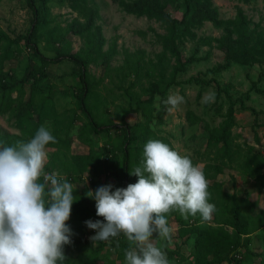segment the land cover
Masks as SVG:
<instances>
[{"label":"rangeland","instance_id":"rangeland-1","mask_svg":"<svg viewBox=\"0 0 264 264\" xmlns=\"http://www.w3.org/2000/svg\"><path fill=\"white\" fill-rule=\"evenodd\" d=\"M217 8L220 18H231L241 9L251 21V26L260 21L264 26V0H211ZM49 22L42 28L38 41L39 50L48 58L56 59L46 66L47 82L54 94L53 103L55 115L48 116L39 126L38 139L31 137L32 132L21 131L16 127L14 118L9 114H0V133L8 135L18 134L30 139L29 169L40 174L49 186L55 187L54 199L51 194L40 191L31 180H25L18 171L9 172L4 167V160L0 158V207L1 214L10 219L19 220L24 225H33L47 220L46 213L53 207L66 220L70 233H79L88 222L80 218L74 208L75 200L72 192L75 190L78 199L86 201L85 189L89 188L90 178L93 177V165L81 172V179L69 181V176L79 175L73 167L78 165V156L97 155L100 161L105 160L104 146L111 148L120 143L122 116L129 106L136 107L137 100H143L141 109L128 111L124 117L130 125L132 135L130 159L136 165L134 185L144 192V197L138 202L139 207L133 206L132 201L119 203H101L96 198L92 202L98 210L104 208L109 215H122L118 220L128 218L132 211L137 210L141 217V231L143 236L137 242L135 229L127 234L134 254L143 258V264H197L200 255L199 248L205 243L211 246L213 233L207 228L216 226L212 211L204 207V201L213 193L215 186L223 191L235 192L238 196L242 214L253 217L264 211V177L257 179L245 171L249 170L248 163L253 159H264V92L258 93L252 87L264 90V63L244 65L231 63L220 72L212 71L218 63H222L223 51L214 45L185 40L180 49L184 57L194 54L200 58L187 65L183 72L178 73L176 80L167 88L166 99L162 100L155 93L151 102L147 89L151 81H157L164 86L170 66H164L163 76H159V65L152 69V76L145 72V68L134 72L125 64L127 54L142 52L144 62H156V54L162 50L150 28L163 33L160 22L146 17H137L124 12L112 0H87L86 5L79 9H72L69 0H49ZM92 8L96 14L94 23L101 27L104 37L102 51L114 49V54L108 62L103 58H95L88 64V84L91 91L86 103L92 118L99 123V132H88L87 117L77 109L76 92L80 89V66L66 57H59L62 49L70 53L87 48L83 37L74 35L68 29V23L76 18L84 21L87 9ZM171 16L180 18L184 11L182 0H173L167 7ZM33 13L26 0H0V30L10 37L25 33L32 24ZM137 30L146 33L139 35ZM61 33L64 37L57 42L49 35ZM198 36H219L220 29L210 22L196 30ZM21 51L16 58L4 61L3 71L12 73L19 78L25 71L26 65L33 63L24 41L19 42ZM136 59V55L132 56ZM171 62V61H170ZM170 64V63H169ZM133 65V64H132ZM145 66H149L145 63ZM200 75L201 78H213L216 82L201 84L194 81L186 82L190 77ZM30 81L25 83L28 93ZM218 86L226 89L234 104V124L230 134V148L227 152L223 142L210 143L208 138L211 130L217 128L226 120L229 101L225 92L217 95ZM247 93V94H246ZM15 95V93H13ZM26 98V96H25ZM33 123L36 122L34 116ZM110 124V133L105 132L103 125ZM47 138V139H45ZM153 147L151 155H147L144 145ZM1 153V149H0ZM229 153V155L227 154ZM249 156H246V155ZM117 160H122V150L116 152ZM143 162H138L140 158ZM163 159L170 164L165 169L163 182L166 185L158 187L161 180H151L150 174L163 169ZM149 165V170H145ZM142 167V168H141ZM217 167L221 172H217ZM173 168L175 171L170 172ZM170 172V182L168 173ZM264 166L261 168L263 173ZM55 180L49 181L48 179ZM94 181L103 187L114 181L111 172L94 176ZM54 181H57V185ZM162 183V182H161ZM13 184V185H12ZM198 186L197 194L200 201L198 206L188 199L187 191ZM18 187V188H17ZM88 187V188H87ZM163 202L160 207L156 203L157 196ZM89 204V208L93 207ZM159 207V209H158ZM92 209V208H91ZM124 211L126 214L123 215ZM159 213L158 222L154 221V214ZM93 213L95 220L98 214ZM169 213V214H168ZM168 214V215H167ZM167 215V216H165ZM116 216V215H115ZM135 222V221H134ZM200 226L201 232L192 231V227ZM139 226V227H140ZM232 235L234 230L225 227ZM15 232L22 235L16 226ZM13 235L8 233L6 243H3L0 232V250L8 247L20 250L27 246V241L19 238L14 243L8 241ZM264 227L251 234L248 248L254 254H247L246 247H238L236 258L241 263L225 261L222 264H264ZM137 244L139 246L137 247ZM65 261L68 264H81L89 255V250L68 245L64 248ZM36 264L37 261H28ZM95 264H135L133 257L119 258L118 252L110 245H105L97 256Z\"/></svg>","mask_w":264,"mask_h":264},{"label":"trees","instance_id":"trees-1","mask_svg":"<svg viewBox=\"0 0 264 264\" xmlns=\"http://www.w3.org/2000/svg\"><path fill=\"white\" fill-rule=\"evenodd\" d=\"M112 1L124 12L137 17H146L147 19L158 21L164 28L163 33H158L153 28H150L156 41L162 46V50L156 54L155 63L157 64L151 61L144 62L142 60V52L140 51L127 54L125 58V64H127L128 69H133L134 72H138L145 68V72L149 76H152V69L155 65L160 66V70L158 71L160 77L164 73L163 65L170 66L168 77L163 87L157 81L150 82V86L147 89L148 98L145 102H151L155 93L159 94L162 100L166 99L167 88L173 84H179V81L176 80L178 73L183 72L188 64L204 58L196 57L194 54L184 57L180 45L185 40H194L197 43L214 45L223 51L224 61L218 63L211 69L215 72L224 70L231 63L244 65L264 63V26L261 25L260 21L251 26L250 19L241 9H238L231 18H220L217 8L212 5L211 0H182L184 11L180 18H175L167 11V7L173 0ZM26 2L33 13L32 24L28 30L13 38L0 30V114H9V116L14 118L17 128L23 132H32L31 137L39 142L41 141L38 139L39 126L48 116L55 115L53 103L54 94L50 89L51 85L47 82L48 72L46 66L56 59L48 58L38 48V41L43 32L42 28L49 22L47 18L49 13V0H26ZM69 2L72 9H79L82 5H86L87 0H69ZM95 14V10L89 8L85 14L84 21L74 18L68 23V29L71 33L83 37L87 48L74 53L62 49L65 52L59 54V57H66L68 60L80 66L79 76L82 85L76 92L75 97L77 98V109L84 112L87 117L86 127L88 128V132H99L101 125L92 118L86 103V98L91 91L87 78V66L91 60L99 57L103 58L105 62H108L115 52L113 48L102 51L104 37L101 32V27L94 23ZM204 22H210L214 27L220 29V35L198 36L196 30ZM137 33L144 35L146 32L137 30ZM63 37L64 35L61 33L58 35H49V38L57 40V42ZM22 40L25 46L30 49V57L34 62L27 64L24 73L17 78L12 73L4 72L3 67L4 61L17 57L21 51L19 42ZM135 55L137 58L133 59L132 56ZM145 63H148L149 66H145ZM27 81H30L28 93L25 89V83ZM191 81L201 84L216 82L213 78L205 79L201 78L200 75L192 76L186 82ZM252 87L258 93L264 92L263 89L256 87L255 82L252 83ZM222 91L225 92L229 101L226 120L217 128L211 130L208 140L214 144L222 141L224 150L228 152L230 148V130L234 124L235 100L231 98L226 89L218 86L217 95H220ZM142 102L143 100H137L135 108L129 106L124 111L121 125L119 126V131L121 132L119 146L114 145L116 148L114 149L109 145H105L104 161H100L97 155L77 157L78 165L73 167L72 171L75 172L76 170L79 172V175L69 176V181L72 180L74 181L73 183H76V179H81V172L86 170L88 166H92L93 163H95L92 166L94 176L107 173L108 171L114 176L113 183L105 187L97 181H94V176L91 177L89 182L91 191L87 189L83 191L86 198L85 202L78 199V193L75 190L72 192L75 200L73 205L76 206L74 209L80 214L82 220L88 222L89 226L102 228L104 225L105 210L103 207L98 210L94 206L92 202L95 198L103 204L132 201L133 206L137 209L139 207L138 202L144 197L145 193L140 192L139 188H136L134 185L135 172L136 170H140V168L136 169L138 163L134 164L130 159L131 150L129 144L133 137L131 135L130 125L124 119L128 111L134 112L141 109L140 103ZM34 116L36 118L35 123L32 121ZM103 128L105 132L110 133L112 126L106 124L103 125ZM29 142L30 139L28 140V138L18 134L8 135L6 133H0V158L4 160V167L9 172L18 171L23 175L25 180L33 181L40 191L51 194V199L53 200L54 193H51V191L55 190V187L49 186L40 174L28 168L31 162L29 158ZM144 148L147 155H151L153 147L146 144ZM120 149L122 150L123 158L119 161L117 160L116 152ZM227 154L229 155V153ZM246 156L249 155L247 154ZM139 161L143 162V158L141 157ZM163 163V169L159 170L157 168L156 170L158 172L150 174L151 180H161L162 183L160 182L158 186L161 188L166 185V183L164 184L165 180L163 182V175L166 173L165 169L170 168V164L168 165L166 160L163 159ZM248 165L249 170L245 171V174H249L257 179L264 177V171L263 173L261 172V168L264 166V159H253L252 163L250 162ZM144 167L146 171L149 170V165ZM173 171L175 169L171 168L170 172ZM170 172L167 170L169 178L168 180L166 179V182H170ZM217 172H221L220 167H217ZM3 178L0 173V180ZM197 190L198 186H194L187 191L186 195L196 207L198 206L197 202L200 201ZM159 199L160 195L157 196L156 203H158ZM89 204H93L92 209H88ZM158 204L160 207L163 206V202L161 201ZM204 207L207 211L213 212V220L217 225H209L207 227L213 233L214 241L211 246L205 243L203 249L199 248L200 255L196 259L197 264H222L225 261L233 260L236 263H241V259L236 258L235 253L236 249L241 246L248 249L246 251L247 254H254L248 248V245L252 240L251 234L264 227L263 210L258 213L255 220L253 217L244 216L237 194L235 192H225L218 186L214 187L213 193L204 201ZM52 208H49L46 213L47 220L24 226H22L19 220L10 219L0 212V232L3 243H6V237H8L9 232H12L13 235L11 239H7L8 241L14 243L19 238H23L28 243L26 247L20 250H15L12 247H8L3 251L0 250V264H30L28 261H37L36 264H68L64 260L66 256L64 248L68 245L80 247L82 250H89V255L85 257L81 264H95L99 252L105 245H110L115 248L119 258L129 256L133 257L135 264L144 263L143 258L134 254L132 251V247L135 245L131 243L127 235L129 232L121 236H117L111 232L106 233L104 236L100 234L99 240L96 241L97 243H94L84 238L86 229L83 227L79 233H70L67 230L66 220L61 213L54 212ZM0 210L3 211V207H0ZM92 212L98 214L99 217L97 220L94 219ZM124 214H126V211H124ZM115 215L117 218H121L122 216ZM127 216L134 225L135 231L133 235L135 234L138 242L143 236L140 226L141 217L137 210L132 211ZM159 218L160 215L156 212L154 214V221L158 222ZM127 224L129 225L130 223ZM14 226L18 228L22 235L15 232ZM225 227L232 228L234 235ZM192 231L201 232L204 229L197 225L196 227H192ZM262 237L264 238V235ZM138 246L139 244H137Z\"/></svg>","mask_w":264,"mask_h":264},{"label":"built area","instance_id":"built-area-1","mask_svg":"<svg viewBox=\"0 0 264 264\" xmlns=\"http://www.w3.org/2000/svg\"><path fill=\"white\" fill-rule=\"evenodd\" d=\"M50 182L55 180L54 178L48 179ZM57 182V181H54ZM127 223H130L129 225ZM133 223L129 220V218H123L118 220L115 215H109L108 212L105 211L104 225L102 228H97L94 226H90L88 230L84 233V238L88 241L97 243L99 240V235L102 234L104 236L106 233H114L117 236L124 235L129 230L133 229Z\"/></svg>","mask_w":264,"mask_h":264},{"label":"crops","instance_id":"crops-1","mask_svg":"<svg viewBox=\"0 0 264 264\" xmlns=\"http://www.w3.org/2000/svg\"><path fill=\"white\" fill-rule=\"evenodd\" d=\"M89 226V225H88Z\"/></svg>","mask_w":264,"mask_h":264}]
</instances>
